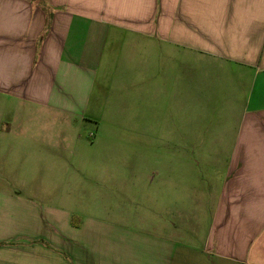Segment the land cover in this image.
<instances>
[{
	"label": "crops",
	"instance_id": "obj_1",
	"mask_svg": "<svg viewBox=\"0 0 264 264\" xmlns=\"http://www.w3.org/2000/svg\"><path fill=\"white\" fill-rule=\"evenodd\" d=\"M0 264H264V0H0Z\"/></svg>",
	"mask_w": 264,
	"mask_h": 264
},
{
	"label": "rangeland",
	"instance_id": "obj_2",
	"mask_svg": "<svg viewBox=\"0 0 264 264\" xmlns=\"http://www.w3.org/2000/svg\"><path fill=\"white\" fill-rule=\"evenodd\" d=\"M110 141H111L113 148H115L114 155L124 157V158L129 156L130 160H134L135 164H136V162L138 163L137 156L139 155V152H138V150H135L136 148L130 147L128 152L124 151L123 153H119L116 148H118L122 145H124V147H125L126 143H124L121 138H117V137L112 138ZM139 171L140 170H138V169L135 170V172H134L135 175H130V176H132V177L137 176ZM134 223L137 224V222H135V221H134Z\"/></svg>",
	"mask_w": 264,
	"mask_h": 264
}]
</instances>
